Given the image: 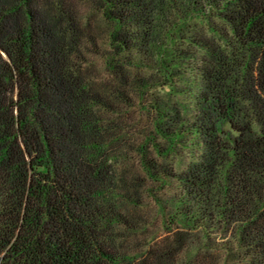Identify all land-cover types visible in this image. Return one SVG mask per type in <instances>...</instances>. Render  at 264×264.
Masks as SVG:
<instances>
[{"label":"trees","instance_id":"obj_1","mask_svg":"<svg viewBox=\"0 0 264 264\" xmlns=\"http://www.w3.org/2000/svg\"><path fill=\"white\" fill-rule=\"evenodd\" d=\"M0 264H264V0H0Z\"/></svg>","mask_w":264,"mask_h":264}]
</instances>
